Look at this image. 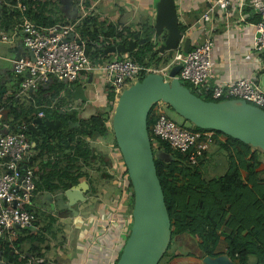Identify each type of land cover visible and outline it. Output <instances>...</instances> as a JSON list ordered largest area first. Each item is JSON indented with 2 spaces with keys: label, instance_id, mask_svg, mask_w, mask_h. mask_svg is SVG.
<instances>
[{
  "label": "crops",
  "instance_id": "0c3cea01",
  "mask_svg": "<svg viewBox=\"0 0 264 264\" xmlns=\"http://www.w3.org/2000/svg\"><path fill=\"white\" fill-rule=\"evenodd\" d=\"M211 1L176 0L179 22L185 26L184 32L190 29L192 31L188 35L192 46L203 40L201 28L198 25ZM19 2L24 3L23 0H0V12H5L4 16L0 17V39L2 35H11L14 30H18L23 17L42 27L49 24H71L74 26L73 34L77 41L86 40L82 37V31L86 28L91 31L97 28L99 37H106L104 32L107 30L104 23L132 25L137 22L142 11L151 10L154 13L159 0H36L31 8L27 7L25 13L17 8ZM84 12L86 15L83 14ZM153 19L155 21V14H153ZM225 19L223 14L218 12L214 16L213 22L208 25V29H214L212 34L215 52L213 55L214 73L207 86L213 84L215 87L220 81H227L235 77L250 78L256 73L257 82L264 88L262 85L264 70L254 72L255 65L251 61L252 54L249 53L257 35L254 26L240 22L239 15L233 13L228 19L229 23L233 25L229 32L230 37H228L225 24L227 19ZM87 20L89 22L85 25ZM131 27L132 30H136L135 25ZM196 29L199 33L193 42L191 37L195 34ZM94 48L95 46L92 47L90 54L95 51L98 54L101 53ZM98 54L90 55V57L95 60L94 58ZM18 57H33L32 53L22 44V33L19 30L13 43L8 44L0 41V94L3 95V99L0 100V110L3 112L4 122L8 125L7 130L11 129L9 123L14 119V114L11 108L4 106L5 102L9 99L15 107L26 108L30 106V99L34 98L35 94L41 93L39 90L27 94L20 92L19 78L13 72V60ZM166 63L164 66L168 65V62ZM253 72L254 74H252ZM102 80V73L96 70L92 72L91 77L88 75L86 81L80 79L74 82H63L64 88L61 93L67 91L68 95L63 99L55 96L51 100L50 107L54 108L59 104L62 114L76 112L82 118H89L94 114V111L104 107L101 103L104 96ZM54 81L59 82L55 78H51L49 83L44 85L45 95L49 96L53 93L50 86ZM15 87L18 88V91H15ZM79 87H82L84 97L77 99L73 96V92ZM44 107L39 108L38 114L44 112L42 110ZM89 107L93 112L87 115L86 111ZM162 108L164 109V106ZM44 115L46 118V114ZM47 118L59 120L57 116ZM6 129H0V135L5 133ZM109 134L87 138L90 146L95 148L96 152L89 164L78 163L82 173H85V177L76 183H70L67 188L59 186L53 191L47 188L44 177L52 167L50 163L55 162L54 164H56L57 161L60 165L62 156L58 151L49 154L42 153L40 146L44 137L34 135L35 138L31 142L34 144L35 152L33 166L37 173V191L29 210L36 212L37 220L29 228L20 232L19 245L15 243L17 255L27 258L39 253L46 264L104 263L107 250L105 251L101 245L91 248L89 245L97 220L104 216L109 220L119 221L125 214L133 217L129 210V183L117 180L115 175L110 173L115 156L113 144L108 139ZM221 139L225 142L227 137L221 134ZM50 142L53 146L55 145L53 141ZM208 157L209 154H206L202 168L200 167L204 175L205 172L211 171V165L214 163L213 161L209 165L206 164ZM61 196H64L63 200H58ZM115 230L114 226L106 231L107 237L102 241L106 247L110 244ZM2 242L4 243V241ZM207 256L198 249L196 239L184 235L173 243L170 255L164 264H206L204 259ZM208 257L217 264H240L239 257L231 258L227 254L223 238L220 240L216 254ZM7 263L4 251L0 247V264ZM245 264L260 263L256 256L250 255Z\"/></svg>",
  "mask_w": 264,
  "mask_h": 264
},
{
  "label": "built area",
  "instance_id": "2783aa9c",
  "mask_svg": "<svg viewBox=\"0 0 264 264\" xmlns=\"http://www.w3.org/2000/svg\"><path fill=\"white\" fill-rule=\"evenodd\" d=\"M248 7L260 17L258 22L253 23L248 20L252 16V11L245 12ZM17 8L22 13L27 10V6L21 2L17 4ZM218 12L227 19L225 24L228 37L233 27L228 19L233 13L239 15L240 22L254 26L258 36L254 39L249 53L252 54L251 61L255 65L254 72L264 70V0H212L202 14L198 25L201 28L203 40L184 54L182 44L192 31L190 29L183 32L179 47L174 50L168 65L159 68L141 65L130 59L128 54L120 55V58L101 65H95L94 60L85 54L88 41L81 40L82 45H79L76 39L67 40L74 33L73 25L56 24L42 27L23 17L18 30L22 33V44L33 57L14 59L13 72L19 78L20 92L27 94L37 92L42 86L48 84L51 78L59 82H74L80 79L86 81L88 75L97 70L103 76L101 83L104 94L101 102L103 106L106 105L108 88L114 91L115 99L118 100L123 91L138 81L143 74L159 73L166 80H170L168 73L174 65H181L176 75L177 79L189 83L193 88L206 87L213 77L215 52L212 34L214 29H208V25L213 22ZM83 14L86 15L85 12ZM18 30H14L11 35H2L0 41L13 43ZM121 31L123 26L117 28V32ZM157 37L160 40L154 33L152 40L156 41ZM101 38L104 39V37ZM120 43L121 39L117 35L106 38V46ZM255 74L250 78L242 76L220 81L213 87L212 97L220 99L226 95L244 100L264 110V88L257 82ZM163 105L164 102L160 101L154 106L157 120L153 127V134L167 142L174 151L185 155L188 165L197 166L210 148L222 141L221 134L213 129L184 128L166 115ZM38 115L45 116L44 112ZM29 124L30 122L21 121L14 130H7L8 125L4 122L3 112L0 110V129L7 128L6 132L0 135V240L7 242L15 253H18L15 242L20 237V232L29 228L37 220L36 212L28 209L37 191V173L33 166L34 144L27 140ZM119 151L114 155L115 158L118 157L119 162L113 159L110 173L114 174L117 180L129 183L127 169ZM119 163L120 169L115 173V167ZM133 218L125 214L119 221L109 220L104 216L97 220L89 245L90 248L101 245L105 251L107 250L104 264H115L119 259L124 243L130 235L129 227L132 225ZM114 226L115 233L106 247L102 241L107 237L106 231ZM22 258L26 259L27 264L39 263V257L36 255Z\"/></svg>",
  "mask_w": 264,
  "mask_h": 264
},
{
  "label": "trees",
  "instance_id": "16d2710c",
  "mask_svg": "<svg viewBox=\"0 0 264 264\" xmlns=\"http://www.w3.org/2000/svg\"><path fill=\"white\" fill-rule=\"evenodd\" d=\"M23 1V4L29 8L36 3V0ZM251 11L252 16L248 20L254 23L258 22L260 17L253 12L252 8L248 7L245 10V12ZM4 14L5 12H0V17H3ZM153 14L151 10L142 11L137 22L127 26H123L122 23H104L107 30L104 32V36H106L104 39L99 37V29L97 28L92 31L87 28L84 29L82 37L88 41L87 48L91 51L95 43L106 46L107 37L117 35L121 39V43H127L135 34L141 31L137 40V49L128 54L129 58L141 65L159 68L166 58V54L163 55L161 52L159 42L163 40L164 43L167 35L161 37L158 41L149 39L148 34L154 26L152 22L154 20ZM87 22L89 20L85 22V25ZM49 25L52 26V24ZM49 25H46V27H49ZM133 25H135L136 30H132L131 26ZM120 26H123V31L117 32V28ZM179 29L183 33L185 26L179 23ZM192 47L191 45L190 49ZM97 54L98 52L95 51L91 53V56ZM120 57L118 56V58ZM147 76L149 74L141 75L138 81H142ZM58 83L59 86H64L63 82ZM179 83L190 90L189 84L182 80H179ZM44 88L42 86L39 89L41 92L40 97L35 94L34 98L30 99V105H35L34 107H15L9 99L4 106L11 108L14 114V119L9 123L11 130H14L21 121L31 122L35 115L33 110L35 107L39 109L41 106H45L54 109L57 117L62 121V125L53 139L44 138L40 146L42 153L49 154L58 151L62 156L60 165L57 161L56 164H54L55 162L50 163L52 167L44 177L47 188L53 191L58 189L59 186L67 188L70 183H76L85 177V173H82L81 166L78 163L89 164L96 152V149L90 146L87 138L106 136L108 133L113 132L110 123L112 122L116 99L114 91L108 88L106 105L97 109L98 111L89 118H82L76 112L62 114L59 104L57 107H50L51 100L56 95L55 93H51L49 96L45 95L46 90ZM191 92L206 101H240L226 95L220 99H214L212 97L213 84L207 87L194 88ZM2 99L3 95L0 94V100ZM61 101L64 102V100ZM154 106L155 104L148 116V131L172 230L171 242L158 264H164L168 255H170L173 243L184 235L196 239L198 249L204 255L213 256L216 254L220 240L223 238L227 254L231 258L239 257L240 264H245L250 255L256 256L258 263L264 264V152L225 135L227 140L221 144L228 152L229 167L225 174L208 179L200 169L207 153L197 166H190L186 163L185 155L174 151L167 142L162 141L153 134V127L157 120ZM215 131L224 135L217 130ZM29 133L31 132L29 131ZM50 141H53L55 145L53 146ZM115 146L118 149L116 141ZM157 146L170 157L167 163L161 156L157 157L158 151L155 150V147L158 148ZM66 150L68 152H65ZM119 154L121 156L120 151ZM121 159L123 158L121 157ZM128 180L131 193L129 196V210L134 214V188L131 180ZM129 236L120 254L125 249ZM18 240L15 243L19 245ZM2 241L0 240V247L4 251L8 261L7 264H27L26 259L14 253L10 245ZM36 256L39 257V263L37 264H46L41 259V254L38 253Z\"/></svg>",
  "mask_w": 264,
  "mask_h": 264
},
{
  "label": "water",
  "instance_id": "95a60500",
  "mask_svg": "<svg viewBox=\"0 0 264 264\" xmlns=\"http://www.w3.org/2000/svg\"><path fill=\"white\" fill-rule=\"evenodd\" d=\"M179 23L176 0H159L154 28L159 36L164 29L167 31L160 48L161 52H166L164 63L171 59L174 50L179 47L182 37ZM140 33L127 43L111 46L95 43L94 50L101 52L94 58L95 65L103 64L110 55L118 57L135 51ZM74 39V34L67 38ZM78 44L82 45V41L79 40ZM190 46L191 41L186 38L182 46L184 54L189 52ZM85 54L91 55L87 47ZM180 69L181 65L170 68V80L159 73H151L142 81L134 82L119 96L114 108L111 127L133 184L135 211L130 239L116 264H158L171 242V220L148 131V116L154 104L162 101L195 127L215 129L264 152V110L244 100H203L179 83L176 75ZM73 96L77 99L84 97L82 87L76 88ZM61 125L59 120L36 115L28 125V130L36 136L44 133L50 139V131L55 134ZM204 261L206 264H217L208 256Z\"/></svg>",
  "mask_w": 264,
  "mask_h": 264
},
{
  "label": "rangeland",
  "instance_id": "374dc122",
  "mask_svg": "<svg viewBox=\"0 0 264 264\" xmlns=\"http://www.w3.org/2000/svg\"><path fill=\"white\" fill-rule=\"evenodd\" d=\"M158 3V2H157ZM156 10H155V12H154V14H155V16H156V13H157V7L155 8ZM153 22V25L155 26V21L153 20L152 21ZM124 26V25H123ZM154 26H153V30L152 31H150L149 32V39L151 38L152 39V37H153V35H154V33H155V28H154ZM198 33H199V31H198V29H196L195 30V34L191 37L192 38V41L194 42V40H195V37H197L198 36ZM165 35H167V31L164 29L163 31H162V34L159 36V35H157V36H159V39L161 38V37H163V36H165ZM156 41H158V37H157V40ZM163 41V40H162ZM162 41H160L159 43H160V45H159V47L161 48V46H162V44H163V42ZM163 53V52H162ZM164 53H166V52H164ZM163 53V55H165ZM118 57L117 56H115V55H110V56H108V57H106V59H105V62H108V61H111V60H115V59H117ZM164 62L161 64V66L162 67H164ZM168 76H169V73H168ZM185 83H187V82H185ZM59 83L58 82H53L52 84H51V86H50V90H51V92H53V93H55L57 96H59L61 99H63V97L65 98L67 95H68V92L67 91H63L62 93H61V89H63L64 88V86L63 87H61V86H59L58 85ZM187 84H189V83H187ZM190 85V84H189ZM193 87L190 85V90L191 91H193ZM15 91H18V88L17 87H15ZM61 93V94H60ZM37 97H40V95H37ZM116 103H117V99H116ZM30 106H33V105H30ZM35 106V105H34ZM33 106V107H34ZM164 110H165V113H166V115L172 120V121H174L176 124H178V125H180V126H182V127H184V128H188V129H191V128H194V125L190 122V121H188V120H186V119H184L182 116H180L176 111H174L171 107H169L168 105H166L165 103H164ZM33 110H34V113L36 114L38 111H39V109L37 108V107H35V108H33ZM43 111H44V114H46V116L47 117H49V116H57L56 115V112H55V110L54 109H50V108H48V107H44L43 109H42ZM91 112H93V110H92V108L91 107H89L88 109H87V111H86V113H87V115L88 114H90ZM97 112V110L96 111H94V113H96ZM113 115V114H112ZM110 125H111V123H110ZM35 137L31 134V133H27V140L28 141H32L33 139H34ZM108 139H109V142H112V144H113V146H112V148L114 149V151L116 152V150H117V152H118V149H117V147L115 146V138H114V134H113V132H111L110 134H109V136H108ZM224 141H219L217 144H215V145H213L211 148H210V150L208 151V153L207 154H209V157H208V160L206 161V164H210L211 162H213L214 161V163L211 165V171H209L208 173L207 172H205V177L206 178H208V179H212V178H217V177H219V176H221V175H223V174H225V172L227 171V169H228V167H229V156H228V152L222 147V144L221 143H223ZM100 147H102L101 145H100ZM158 147V146H157ZM155 150H157L158 151V153H159V157L161 156V158L164 160V161H166V163L168 162L167 160H169L170 159V157L169 156H167V154H165V151H163V150H161L159 147L158 148H156L155 147ZM117 159V160H116ZM119 162V159H118V157L116 156V158H115V162ZM203 164V163H202ZM202 166V165H201ZM200 166V167H201ZM202 168V167H201ZM200 168V169H201ZM119 169H120V163L119 164H117L116 165V167H115V173H117L118 171H119ZM63 198H64V196H61V197H59L58 198V200H63ZM30 207H28V209H29ZM134 215V217H135V213L133 214ZM131 228H132V226H131ZM131 228H130V233H131ZM130 239V236H129V238H128V240Z\"/></svg>",
  "mask_w": 264,
  "mask_h": 264
},
{
  "label": "flooded vegetation",
  "instance_id": "af4514ba",
  "mask_svg": "<svg viewBox=\"0 0 264 264\" xmlns=\"http://www.w3.org/2000/svg\"><path fill=\"white\" fill-rule=\"evenodd\" d=\"M56 95V94H55ZM56 97H57V95H56ZM38 114V113H37ZM37 114H35L34 116H33V118L37 115ZM47 118V117H46ZM60 120V119H59ZM50 135H51V137H50V139H53V137L55 136V134H53L52 133V131H50ZM41 136L42 137H44V138H47V135L46 134H41ZM116 153H117V150H116V152L114 151V155H116Z\"/></svg>",
  "mask_w": 264,
  "mask_h": 264
}]
</instances>
